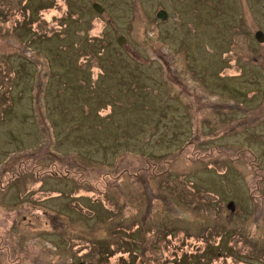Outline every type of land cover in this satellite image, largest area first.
I'll return each instance as SVG.
<instances>
[{"label":"rangeland","instance_id":"rangeland-1","mask_svg":"<svg viewBox=\"0 0 264 264\" xmlns=\"http://www.w3.org/2000/svg\"><path fill=\"white\" fill-rule=\"evenodd\" d=\"M257 30L264 0H0V264H264Z\"/></svg>","mask_w":264,"mask_h":264},{"label":"water","instance_id":"water-1","mask_svg":"<svg viewBox=\"0 0 264 264\" xmlns=\"http://www.w3.org/2000/svg\"><path fill=\"white\" fill-rule=\"evenodd\" d=\"M92 5H93V8H94L95 10H97L99 13H102V12H104V10H105L104 6H103L101 3H99L98 1H94V2L92 3ZM157 16L160 17V18H162V19H166L167 16H168V12H167L165 9H160V10L157 12ZM255 37H256V39H257L258 41H260V42H264V32H263L262 30H257V31L255 32ZM118 41H119L120 43H125V42H126V38H125L123 35H121V36L118 38Z\"/></svg>","mask_w":264,"mask_h":264},{"label":"flooded vegetation","instance_id":"flooded-vegetation-1","mask_svg":"<svg viewBox=\"0 0 264 264\" xmlns=\"http://www.w3.org/2000/svg\"><path fill=\"white\" fill-rule=\"evenodd\" d=\"M43 167V166H42ZM67 171V173L66 172H64V171H61V170H58V169H52L51 171H50V174L51 175H61V176H63V177H66V175H68L69 173V169H67L66 170ZM55 172V173H54ZM19 174H22V172H18L16 175H19ZM125 174H129V176L131 175L130 174V171L128 170V169H124L123 171H122V173H121V176H123V175H125ZM1 180H0V193L4 190V189H6L7 187L9 188L10 187V185H11V182H13V178H8L9 180L7 181V183L6 184H4V182H3V178H0Z\"/></svg>","mask_w":264,"mask_h":264}]
</instances>
